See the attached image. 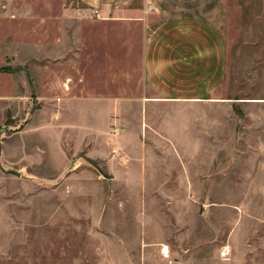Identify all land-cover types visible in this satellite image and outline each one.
Listing matches in <instances>:
<instances>
[{"label": "rangeland", "instance_id": "rangeland-1", "mask_svg": "<svg viewBox=\"0 0 264 264\" xmlns=\"http://www.w3.org/2000/svg\"><path fill=\"white\" fill-rule=\"evenodd\" d=\"M36 2V13L21 20L51 17L68 27L12 30L10 39L41 44L51 33L61 54L63 37L68 61L54 59L53 71L67 72L72 88L78 64H85L87 72L99 67L103 81L111 70L118 98L125 82L135 103L152 96L142 65L144 22L152 27L164 19L147 0L132 4L143 8L142 19L100 15L79 0ZM210 21L227 48L216 94L222 102L134 109L130 140L121 142L124 125L113 122L108 141L95 144L87 124L103 123L108 111L84 115L87 107L73 103L60 118L84 120L86 129H54L49 153L27 152L42 143L35 135L5 140L0 264H264V0H224ZM12 115L0 112V137Z\"/></svg>", "mask_w": 264, "mask_h": 264}, {"label": "crops", "instance_id": "crops-1", "mask_svg": "<svg viewBox=\"0 0 264 264\" xmlns=\"http://www.w3.org/2000/svg\"><path fill=\"white\" fill-rule=\"evenodd\" d=\"M79 1L100 15L115 14L117 18L142 19L144 13L143 8L132 6L134 0ZM223 1L147 0L153 14L162 15L164 20L152 27L144 22L149 33L144 44L142 65L147 82L145 87L152 96H145L146 101L135 103L131 83H124L120 90L124 96L118 98L116 78L114 76L111 81V70L103 81L105 75L94 65L87 72L85 64H78L76 88L66 84L67 72L61 71L59 75L53 71L54 59H59L61 64L68 61L62 57L63 51L68 48L63 37L60 41L61 54H56L58 44L54 43L51 33L43 43L38 44L36 37L10 39L9 31H51L65 29L68 23L54 21L51 17L44 22L21 20L23 14L36 13V0H0V112L5 114L12 110L13 113L11 121L4 122L0 153L4 151L5 140L25 134L35 135L39 137L38 142H42L29 147L28 153H49L54 129L58 135L64 134L66 130L63 131V128L67 126L86 129L84 120L81 123V120L67 118L63 121L60 118L58 111L71 108L73 103H81L84 109L87 107L84 115L99 116L101 108L108 111L103 123L93 119L87 124L91 144H95L100 140L108 141V131L113 122L124 125L121 142L130 140V120L127 117L132 115L134 109L142 112V109L188 108L222 102L223 98L216 94L227 70V48L221 32L210 17ZM12 8L15 9L13 17H8ZM147 9L144 8L146 12ZM76 57L78 62L85 60L82 54ZM36 105L39 108L34 110ZM152 120L150 118V122ZM84 132L82 129L85 135ZM17 148L22 150L24 147L19 145ZM94 152L90 149L89 153ZM128 152L139 153L133 150Z\"/></svg>", "mask_w": 264, "mask_h": 264}, {"label": "bare ground", "instance_id": "bare-ground-1", "mask_svg": "<svg viewBox=\"0 0 264 264\" xmlns=\"http://www.w3.org/2000/svg\"><path fill=\"white\" fill-rule=\"evenodd\" d=\"M163 253H164L165 255H168L169 251H168V247H167V246L164 248Z\"/></svg>", "mask_w": 264, "mask_h": 264}]
</instances>
